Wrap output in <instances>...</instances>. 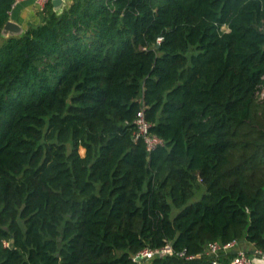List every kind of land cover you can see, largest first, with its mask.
<instances>
[{"label": "trees", "instance_id": "1", "mask_svg": "<svg viewBox=\"0 0 264 264\" xmlns=\"http://www.w3.org/2000/svg\"><path fill=\"white\" fill-rule=\"evenodd\" d=\"M15 1L0 0V264L264 248V0L48 3L2 38Z\"/></svg>", "mask_w": 264, "mask_h": 264}, {"label": "built area", "instance_id": "2", "mask_svg": "<svg viewBox=\"0 0 264 264\" xmlns=\"http://www.w3.org/2000/svg\"><path fill=\"white\" fill-rule=\"evenodd\" d=\"M48 0H36V4L39 10H43ZM261 96H264V89L261 92ZM137 132L135 139L142 138L146 143V149L149 153L154 151L158 146L162 145V141L155 136L150 135V125L144 120L142 112L137 114L134 121ZM233 253V257L230 259L229 264H264V248H254L251 251L245 249L238 241L233 240L228 243L210 242L208 243L203 253L198 255H186L184 251L175 253L170 244H166L162 247L151 249L144 248L140 252L131 257L132 264H144L146 261L156 256H172L177 255L185 260H193L196 257H200L202 254L212 257L211 264H220L219 258L221 255H227Z\"/></svg>", "mask_w": 264, "mask_h": 264}, {"label": "crops", "instance_id": "3", "mask_svg": "<svg viewBox=\"0 0 264 264\" xmlns=\"http://www.w3.org/2000/svg\"><path fill=\"white\" fill-rule=\"evenodd\" d=\"M53 1L54 0H48V3L51 4L53 11L55 13H61L64 8L69 6L74 0H61L62 2L60 4V7L56 10L52 4ZM40 13L41 12L38 5L36 4V0H16L8 13V21L18 25L25 32L30 26H36L40 23ZM245 246L248 251L252 250L251 246Z\"/></svg>", "mask_w": 264, "mask_h": 264}, {"label": "water", "instance_id": "4", "mask_svg": "<svg viewBox=\"0 0 264 264\" xmlns=\"http://www.w3.org/2000/svg\"><path fill=\"white\" fill-rule=\"evenodd\" d=\"M61 0H54L53 6L55 10L60 7ZM24 33V30L20 28L18 25L11 23L10 21H7V23L4 25L2 31H1V37L2 38H9L13 36H21Z\"/></svg>", "mask_w": 264, "mask_h": 264}, {"label": "rangeland", "instance_id": "5", "mask_svg": "<svg viewBox=\"0 0 264 264\" xmlns=\"http://www.w3.org/2000/svg\"><path fill=\"white\" fill-rule=\"evenodd\" d=\"M80 153H81V155H83L84 151L82 149H80ZM202 193L203 192L198 193L192 200L189 201L188 204H193L194 202H196L200 198ZM177 212H178L177 210H173L172 216H174ZM244 248L247 249L246 247H244Z\"/></svg>", "mask_w": 264, "mask_h": 264}]
</instances>
